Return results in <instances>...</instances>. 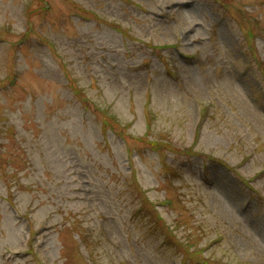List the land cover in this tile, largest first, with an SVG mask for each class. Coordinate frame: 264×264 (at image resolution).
<instances>
[{
    "label": "rangeland",
    "instance_id": "1",
    "mask_svg": "<svg viewBox=\"0 0 264 264\" xmlns=\"http://www.w3.org/2000/svg\"><path fill=\"white\" fill-rule=\"evenodd\" d=\"M0 264H264V0H0Z\"/></svg>",
    "mask_w": 264,
    "mask_h": 264
}]
</instances>
